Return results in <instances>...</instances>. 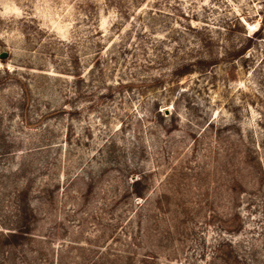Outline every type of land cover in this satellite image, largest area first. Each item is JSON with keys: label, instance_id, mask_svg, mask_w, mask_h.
Returning a JSON list of instances; mask_svg holds the SVG:
<instances>
[{"label": "rangeland", "instance_id": "obj_1", "mask_svg": "<svg viewBox=\"0 0 264 264\" xmlns=\"http://www.w3.org/2000/svg\"><path fill=\"white\" fill-rule=\"evenodd\" d=\"M0 264H264V0H0Z\"/></svg>", "mask_w": 264, "mask_h": 264}, {"label": "trees", "instance_id": "obj_2", "mask_svg": "<svg viewBox=\"0 0 264 264\" xmlns=\"http://www.w3.org/2000/svg\"><path fill=\"white\" fill-rule=\"evenodd\" d=\"M260 29V28H259ZM25 227H18L14 232H8L7 234L3 233V237L8 241L9 244H17L18 241L15 240L16 237L22 234H26L27 231L24 229Z\"/></svg>", "mask_w": 264, "mask_h": 264}, {"label": "water", "instance_id": "obj_3", "mask_svg": "<svg viewBox=\"0 0 264 264\" xmlns=\"http://www.w3.org/2000/svg\"><path fill=\"white\" fill-rule=\"evenodd\" d=\"M7 55H8V53H7V52H3V53L1 54V57H2V58H6V57H7Z\"/></svg>", "mask_w": 264, "mask_h": 264}]
</instances>
